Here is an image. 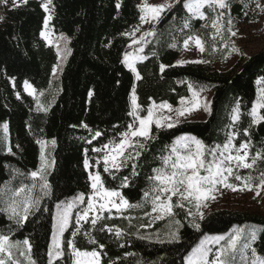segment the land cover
<instances>
[{
	"label": "trees",
	"instance_id": "16d2710c",
	"mask_svg": "<svg viewBox=\"0 0 264 264\" xmlns=\"http://www.w3.org/2000/svg\"><path fill=\"white\" fill-rule=\"evenodd\" d=\"M45 1L27 0L22 5L5 8L0 23V192L21 184L30 185L33 182L30 173L38 169L40 161L36 141H56L55 164L47 176L51 191L41 200V210L29 215L22 226L0 211V234L10 235L14 241L29 239L38 264H46L55 204L70 201L79 193L87 198L91 193L84 159L93 154V149L119 140L120 133L132 123L133 117L128 113L133 88L142 112L153 102L177 105L181 98L190 95L189 83L197 91L201 88L211 91L212 98L207 119L184 121L173 128L152 126L154 138L143 141L145 147L139 150L138 158L133 156L110 173L103 171V164L98 166L105 187L119 190L130 204L146 202L144 192L151 187L149 177L154 175L153 169L162 166L161 157L182 135H194L208 147H214L224 144L227 134L235 132L237 145L245 140L250 142V156L258 151L264 155V121L252 124L249 115L259 95L257 80L264 77V51L240 60L228 71L203 63L175 65L189 35L201 36L209 50L212 44L211 32L203 27L202 20L193 18L190 28H183L184 19L190 14L183 8L184 0H180L163 13L152 29L155 35L146 39L141 52L144 59L136 64L141 76L138 80L123 58L130 48L127 33L140 22L138 6L143 0H52L53 27L68 40L66 57L55 78L52 72L60 62L59 56L41 36L46 19L42 7ZM244 2L235 3L233 13L241 17ZM173 44L176 46L172 47ZM161 65L166 66L163 72ZM26 81L39 94L43 92L40 97L43 109L38 111L35 99L25 93ZM237 102L241 116L234 122L231 116ZM259 111L264 115V109ZM5 124L7 133L3 129ZM85 124L87 128L83 127ZM96 132L101 135L94 138ZM261 170L264 162L258 161L248 173L256 176ZM124 177L128 178L126 187H122ZM5 199H0V208L6 206ZM150 209L148 205L139 213H148ZM177 215L180 221L177 241L141 239L137 234L139 220L130 224L124 218H111L98 222L94 230L90 223L83 225L82 232L90 231L95 244L89 243L82 233L75 242L82 250L98 251L101 264H186L185 257L203 236L246 225L257 230L253 247L264 257V214L217 210L200 221L199 230L180 209ZM174 222V217H168L146 231L169 233ZM102 224L112 227L113 232L106 228L101 231ZM74 226L73 220L65 240L71 239ZM116 228L122 230L119 237L115 235Z\"/></svg>",
	"mask_w": 264,
	"mask_h": 264
},
{
	"label": "snow or ice",
	"instance_id": "6c2138e0",
	"mask_svg": "<svg viewBox=\"0 0 264 264\" xmlns=\"http://www.w3.org/2000/svg\"><path fill=\"white\" fill-rule=\"evenodd\" d=\"M9 2L10 0H3L5 6ZM23 2L27 3V0H23ZM176 2L179 3L180 0H176ZM11 4L13 7L18 6V0H11ZM51 5L52 0H46L42 4L48 16L44 20L45 31L41 32V36L49 44L52 43L47 31L49 22L52 19ZM119 6L118 3L117 7ZM243 6L247 7V0H245ZM138 7H140L142 13L139 17L141 23H149L158 22L161 13L165 9L170 8L171 5H150L147 0H144V3ZM230 7V0H184L183 8L190 15L184 19L183 28H190V21L193 18L208 20L209 23L203 25V27L212 30L211 52L209 53L211 54L216 51V38L219 37L220 40H224L225 31L230 33V37L237 35V32L232 30V18L229 17L227 19V27L223 19ZM256 7L264 11V5H261L260 0H256ZM205 8L209 9L212 15L206 13L204 11ZM0 19H3V17H0ZM136 31H139V27L135 28L132 33H128V35H134ZM154 35L155 31L149 30L140 37V40H134L133 43L147 42L146 37ZM60 38L67 39L63 34H61ZM190 42L194 43L200 53L208 51L201 36L189 35L184 40L183 47L188 49ZM171 46L175 47L176 45L173 44ZM228 46V43L225 42L224 47L227 48ZM56 47L59 52V44ZM138 51L143 52V47ZM232 51H239L235 47L234 42ZM143 59V56L132 52H126L123 58V63L132 72L136 73L138 80L141 79V76L137 71L135 62ZM209 62L206 60L178 61L179 64ZM59 67L60 65L58 64L53 68V76L56 75ZM165 67V65L160 66L161 72L164 71ZM257 84H264V77L257 80ZM25 88L30 95H33L36 91L27 81L25 82ZM188 89L191 92V98H181L180 107L173 109V106L167 102H163L158 106L153 102V105L147 109V115L140 116L141 105L138 104L136 89L133 88L131 93V111L128 113L129 116L133 117V122L129 123L126 130L120 133L121 138L119 140H110L108 143L103 144L102 147L93 149L96 153H103V171L110 173V170H119L126 160L133 159L132 153L128 152L129 149H132L135 152V157L138 158L140 155L139 150L145 147L142 141L154 138L151 135L153 124L157 128H173L180 122L181 118H186L187 115H190L193 111L200 110L202 107L205 111L211 113L207 98L201 97V92L207 89L201 88L197 91L191 83L188 84ZM258 91L259 95L249 112L252 117V124H259L264 121V115H261L259 111L264 109V88H260ZM40 95H43V92ZM164 109L167 110L168 115H157L159 110ZM37 110H41L40 107ZM240 116V105L237 102L232 110L231 118L235 122L240 120ZM83 127L87 128L88 126L85 124ZM3 129L7 133V124L3 125ZM244 134L248 135L247 129L244 130ZM100 135L101 133L96 132L94 138ZM236 136L237 133L235 132L228 133L227 141L222 146L216 145L211 148L196 137L180 136L176 138L170 147L169 154L161 157L162 166L153 169L154 175L149 177L152 182L151 187L144 192L145 198L151 196L152 212L160 213L154 219H163L165 215L174 217V207L184 208L185 202H187V204L195 207V212L189 208L187 214L203 220L205 214L202 209L208 207L209 201L216 199L215 193L220 191V186L232 191L238 190L235 184L229 182L230 177H234L237 181H243V186L239 188L240 191H255V195L260 196L261 190H264V170L259 172V176L249 174L242 177L234 169L251 170L257 165L258 161L264 162V155L258 151L251 156L249 162L250 142L245 140L237 147L233 143ZM88 142L91 143V141ZM36 143L41 147V163L37 170L30 173L33 182L30 185L21 184L15 189H8L7 192H0V199L6 197L4 200L6 206L0 208V211L6 212L8 219L14 221L17 226H22L28 220L29 215L41 210V200L49 196L51 191L47 176L48 170L54 166L55 160L45 156L48 141L37 140ZM51 144L53 146L56 144L55 139L51 141ZM9 151H11L10 148ZM126 153L128 154L126 155ZM99 163L100 161H97V164ZM83 165L85 169L91 167L87 158L84 159ZM133 174H137L135 173V166H133ZM89 179L92 192L87 199L84 193H79L70 201H61L55 204L56 212L51 224V240L47 245L46 264H58V262L59 264H101L98 251L82 250L76 245L75 238L81 233L88 238L89 243H96L90 231L84 230L82 232L83 224L81 222L90 223L94 230L98 222L111 218L112 209H116L119 212L131 207L141 206L140 204H130L120 191L106 188L99 171L89 172ZM127 182L128 178L124 177L122 187H126ZM37 190H39L38 193ZM173 197L178 198V202L175 204L173 203ZM79 205L86 206L80 208ZM74 210H76L75 216ZM104 212L109 213V216L105 217L103 215ZM73 220L75 226L70 234L71 239L65 240V233L70 226H73ZM175 224L179 226L180 221L176 220ZM192 226L197 230L201 227L195 220L192 221ZM105 228L108 232H113L112 227L103 224L100 230L103 231ZM121 234L122 230L116 228L115 235L119 237ZM140 238L152 239L150 236H140ZM179 238V227L168 233L169 242L177 241ZM156 239L160 241L159 235L156 236ZM256 239L257 230L255 228L237 226L229 233L201 239L185 257V261L186 264H264V257L259 256L256 249L252 246ZM213 245L217 247L214 249ZM100 247L102 248L103 245H100ZM249 251L251 256L248 255ZM65 256L68 257L67 260L64 259ZM0 264H38V260L33 255L32 242L29 239L14 241L10 238V235L0 234Z\"/></svg>",
	"mask_w": 264,
	"mask_h": 264
},
{
	"label": "rangeland",
	"instance_id": "374dc122",
	"mask_svg": "<svg viewBox=\"0 0 264 264\" xmlns=\"http://www.w3.org/2000/svg\"><path fill=\"white\" fill-rule=\"evenodd\" d=\"M241 1H243V0H230V2H231L230 10H228L226 12V14L223 18L226 27H227V23H226L227 19L229 17L232 18V25H233L232 30L237 32L236 36L230 37V33H227V31H225L224 40H220L219 37L216 38V42H215L216 51L212 52L211 54H209L211 52V49L209 50L206 45L205 46L208 49V51H206L205 53H200L198 48L194 45V43L190 42L188 49H185L183 47L178 59L175 62V65L189 64V63L179 64L178 61H181V60H184V61L206 60V61H210V62L209 63H203V64L211 65L214 68L221 70V71H228V70H231L232 68H234L240 62V60L245 59V58H247L253 54H256L258 52L264 51V11H261L260 8L256 7V0H247V7L245 8L244 6H242V9L240 10L242 15L240 17L237 13L236 14L233 13V6L235 3H238V2L240 3ZM143 3H144V0L141 4H143ZM147 3L150 5L170 4L172 7L176 3V0H147ZM260 3H261V5H264V0H260ZM22 4H24L23 0H18V6L22 5ZM10 7H13L11 4V0L7 6H5V4L3 3V0H0V17H3L4 9L10 8ZM50 7L52 9V19L49 22V26H48L47 31L49 32V39L52 41V43L49 44L48 41H46L43 37L42 38L44 39V41L46 42V44L48 46H51L55 49L56 53L59 56V60H60L59 65H61L63 63L64 58L66 57V54H67V41L68 40L67 39L66 40L61 39L60 38L61 36L55 32V29H54L53 24H52V20L54 17L53 1H52V5ZM167 9H169V8H167ZM167 9H165V11ZM165 11H163L161 13L160 18L162 17V15ZM204 11L206 13H209L210 15H212L210 13L209 9L205 8ZM245 13H247V14L245 15ZM47 16H48V13L46 12V18H47ZM160 18H159V20H160ZM202 21H203V25L209 23L208 20H202ZM1 22H2V19H0V23ZM156 24H157V22L141 23V21H140L139 24L135 27V28L139 27V31H136L134 35H128V33H132L135 28L133 30H131L130 32H128L127 37L129 38V41H130V44H129L130 48H129L128 52H132L136 55L143 56V55H141V52H139L138 50L141 47H143L145 42L140 41V43H133V41L134 40H140V37L145 32L152 30ZM207 29H209L211 32V40H212V30L210 28H207ZM43 31H45V29H43ZM229 37H230V39H229ZM147 38L148 37H146V39ZM225 42H227L229 45L227 48L224 47ZM233 42H234L235 47L237 49H239V51H237V52L232 51ZM57 44H59V52L57 51V47H56ZM140 61L141 60H137L135 62V66ZM59 68H57L56 75L54 76L55 78L59 74ZM134 75L136 77V73H134ZM28 84L31 85L30 83H28ZM257 85H258V90L260 88H264V84H257ZM23 88H24L25 93H27L29 96H31L33 99H35L37 108L40 107V109H43L42 104L40 102L41 95L38 93V91L32 86V88L35 89L36 91L33 95H30L29 91L25 88V83L23 84ZM201 97H206L209 104H211V98H212V92L211 91L201 92ZM185 98L190 99L191 98V92H190V95L188 97H185ZM155 104L158 106L161 103H155ZM172 106H173V109L180 107V101L178 102L177 105H172ZM168 114L169 113L167 112L166 109L159 110L157 112V115H168ZM208 114H209V112L205 111L202 107L200 110L193 111L190 115H187L186 118H181L179 123H182L184 121L205 120V119H207ZM139 115L140 116H146L147 110L142 112V109H140ZM132 122H133V120H132ZM152 126H155V124H153ZM164 128H167V127H164ZM182 136L196 137V136L190 135V134L182 135ZM236 137L234 138L233 143L237 147H239V145H237L236 141H235ZM137 139H142V138H137ZM39 140H46V139H39ZM46 141H48L49 143L45 149V156L50 158V159H53V145L51 144V140H46ZM39 147H40V145H39ZM128 152L132 153V155L135 156V152L132 149H129ZM40 154H41V147H40ZM127 154L128 153H126V155ZM168 154H169V152L167 153V155ZM233 154H235V153H233ZM102 156H103V153H96L93 150V154L87 158L90 162V165H91V167L89 169H87L88 173L89 172L94 173V172L98 171V166L100 164H103ZM250 159H251V156H250V151H249V162H250ZM97 161H100V163L97 164ZM40 163H41V160L39 161L38 168L40 167ZM255 167L256 166H254L253 169H255ZM51 169L52 168H50L48 170V174L51 171ZM253 169H251V170H253ZM234 170L236 172H238L242 177L250 174V173H248V172H250L249 169L236 168ZM256 176H259V172L256 174ZM229 182L235 184L237 186L238 190L232 191L231 189H224L222 186H220V191L215 193L216 199L214 201H209L208 207L202 209L204 211V214H205L204 218L209 213H211L213 211H217V210H235V211H243V212L256 213V214H264V190H261L260 196H256L255 191H249V190L240 191L239 190V188H241L243 186V181H237L234 179V177H230ZM117 191H119V190H117ZM91 192H92V190H91ZM150 201H151V196L146 198V202L143 205H141L140 207H131V208H128L126 210H121L119 212L116 209H112L111 218H122V219L124 218L130 224H134L136 220H139L140 224L137 227V230H138L137 234L138 235L150 236V237H152V239H148V240H154V241H158L156 239V236L159 235L160 241H166V240H168V233L150 232V231H146V230H148L149 228H152L157 222L162 221L164 219H167L168 217H173V216L165 215L163 219H154L160 213L152 212V205H151ZM117 202H119V201L117 200ZM177 202H178V198L173 197V203L175 204ZM148 205L151 206L150 211L148 213L140 214L139 212L141 210L146 209ZM85 206L86 205H79L80 208H83ZM189 208H191L192 211L195 212V207L193 205L187 204V202H185L184 208L174 207L173 211L175 213V215H174L175 221L178 220L177 209H180L185 214V217L189 223L192 224L193 220H195L197 223H200L201 220H199L198 217L189 216L187 214ZM103 215L105 217H108L109 213L104 212ZM81 223L83 225L85 224L84 222H81ZM243 226H246V225H243ZM243 226H241V227H243ZM177 227H179V226H177L174 222L171 225L170 231H174ZM235 227H237V226H235ZM248 228H251V227L248 226ZM231 231H232V229L228 232L221 233V234H207V235L203 236L201 239H204L205 237L223 235V234L229 233ZM246 231H247V229H246ZM252 246H253V244H252ZM215 247H217V246L213 245L214 249H215ZM248 255L251 256L250 251L248 252ZM100 260H101V256H100Z\"/></svg>",
	"mask_w": 264,
	"mask_h": 264
}]
</instances>
